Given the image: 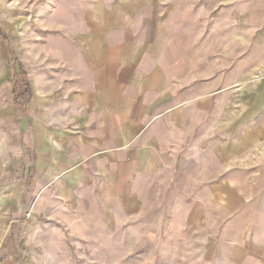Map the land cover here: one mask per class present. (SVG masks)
<instances>
[{"label":"crops","instance_id":"crops-1","mask_svg":"<svg viewBox=\"0 0 264 264\" xmlns=\"http://www.w3.org/2000/svg\"><path fill=\"white\" fill-rule=\"evenodd\" d=\"M263 226L264 0H0V264H238Z\"/></svg>","mask_w":264,"mask_h":264},{"label":"rangeland","instance_id":"rangeland-1","mask_svg":"<svg viewBox=\"0 0 264 264\" xmlns=\"http://www.w3.org/2000/svg\"><path fill=\"white\" fill-rule=\"evenodd\" d=\"M248 238L254 237V244L250 247L247 243L237 244L241 251L244 252L245 258L242 257L236 261L238 264H264V226L254 231H247ZM253 257V258H252ZM228 258L223 260L209 261L208 264H228Z\"/></svg>","mask_w":264,"mask_h":264}]
</instances>
